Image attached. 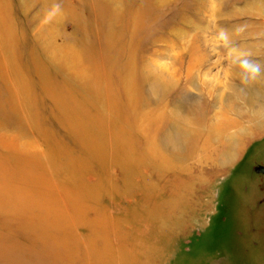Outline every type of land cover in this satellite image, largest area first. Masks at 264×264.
Returning a JSON list of instances; mask_svg holds the SVG:
<instances>
[{
    "label": "rangeland",
    "instance_id": "rangeland-1",
    "mask_svg": "<svg viewBox=\"0 0 264 264\" xmlns=\"http://www.w3.org/2000/svg\"><path fill=\"white\" fill-rule=\"evenodd\" d=\"M246 82L264 0H0V264H264Z\"/></svg>",
    "mask_w": 264,
    "mask_h": 264
},
{
    "label": "crops",
    "instance_id": "crops-1",
    "mask_svg": "<svg viewBox=\"0 0 264 264\" xmlns=\"http://www.w3.org/2000/svg\"><path fill=\"white\" fill-rule=\"evenodd\" d=\"M245 85H244V89L246 91V97L245 98L243 97V98L249 102L251 100L257 101V96L260 95V93L264 94V85H262V83L255 84V86L252 87L253 89L247 82Z\"/></svg>",
    "mask_w": 264,
    "mask_h": 264
},
{
    "label": "flooded vegetation",
    "instance_id": "flooded-vegetation-1",
    "mask_svg": "<svg viewBox=\"0 0 264 264\" xmlns=\"http://www.w3.org/2000/svg\"><path fill=\"white\" fill-rule=\"evenodd\" d=\"M253 175L255 176H261L264 177V166H254L253 167ZM244 190H246V188H244ZM260 192H264L263 189H259ZM247 208H250L249 206ZM247 212H250L247 210ZM238 234H240V232H238Z\"/></svg>",
    "mask_w": 264,
    "mask_h": 264
},
{
    "label": "bare ground",
    "instance_id": "bare-ground-1",
    "mask_svg": "<svg viewBox=\"0 0 264 264\" xmlns=\"http://www.w3.org/2000/svg\"><path fill=\"white\" fill-rule=\"evenodd\" d=\"M249 85L251 86V85H254V84H252V82H250V84H249Z\"/></svg>",
    "mask_w": 264,
    "mask_h": 264
}]
</instances>
